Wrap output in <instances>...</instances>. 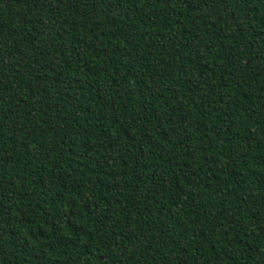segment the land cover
<instances>
[{
    "label": "trees",
    "instance_id": "trees-1",
    "mask_svg": "<svg viewBox=\"0 0 264 264\" xmlns=\"http://www.w3.org/2000/svg\"><path fill=\"white\" fill-rule=\"evenodd\" d=\"M0 264H264V0H0Z\"/></svg>",
    "mask_w": 264,
    "mask_h": 264
}]
</instances>
